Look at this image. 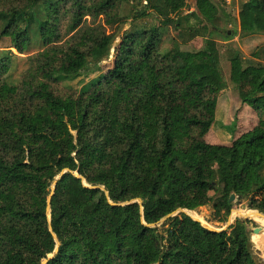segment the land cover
I'll return each mask as SVG.
<instances>
[{
	"label": "trees",
	"instance_id": "16d2710c",
	"mask_svg": "<svg viewBox=\"0 0 264 264\" xmlns=\"http://www.w3.org/2000/svg\"><path fill=\"white\" fill-rule=\"evenodd\" d=\"M125 1L0 0V42L25 54L34 35L43 47L18 84L11 51H0V264L49 255L46 264H260L248 220L211 231L179 212L160 223L209 202L228 216L231 195L264 215V119L229 146L205 141L225 88L213 40L162 51L160 27L150 26L122 36L102 72L116 35L99 18ZM160 2L126 18L169 19L186 6ZM195 11L208 25L218 15L210 0ZM238 21L240 36L264 35V0L245 2ZM96 72L78 92L57 93L61 81ZM229 80L241 103L264 113V64L244 67L236 56Z\"/></svg>",
	"mask_w": 264,
	"mask_h": 264
},
{
	"label": "rangeland",
	"instance_id": "374dc122",
	"mask_svg": "<svg viewBox=\"0 0 264 264\" xmlns=\"http://www.w3.org/2000/svg\"><path fill=\"white\" fill-rule=\"evenodd\" d=\"M146 1L156 4L161 3V0H127L121 2L116 8L114 15L99 18V21L105 26L106 30L114 32L116 35L115 46L110 51L109 59L101 63V71L105 73L111 69L113 60L117 56V46L121 42L122 36L137 30L149 28L150 26L160 27V46L162 51L169 50L173 45L177 44L182 51L197 52L205 49L207 40H213L219 56L218 73L225 82V88L218 95L215 120L204 139L211 145L229 146L233 140L251 130L260 119H264V113H257L250 106L241 103L237 90L229 80L230 62L236 56L241 59L244 67L264 64L263 55L258 57L254 55L259 48L264 46V35H239L238 14L242 5L248 0H210L218 9L217 18L212 25L206 24L192 14L196 13V0H186L184 9L169 19L156 20L152 13L133 21L126 18L128 11L132 7L140 8ZM41 16H44V14H41ZM173 19L179 23L177 27L172 24ZM62 24L64 25L65 22L63 21ZM226 33L233 36L225 39ZM9 45V39L4 38L0 42V51H11L13 58L10 81L18 84L22 74L29 66V57L41 52L43 47L34 35L31 38L30 47L25 54H19L14 49H9ZM98 76L99 73L96 72L81 76L75 80L61 81L56 86V91L59 94L76 93L83 85H87ZM210 196L212 199H215L213 192H210ZM230 203L232 204V209L228 216L223 211L217 213L212 206V202L194 211L183 209L176 211L173 215L184 212L191 218L199 221L204 227L217 231L226 230L237 219L248 220L247 229L253 253L260 264H264V247L261 248L254 242L255 236L260 237L264 241V227L248 216L249 212H251L249 210L253 209L248 207L247 201L234 197ZM238 215L246 216L249 219ZM197 216L200 219H196ZM168 218L161 220L160 223L162 224ZM258 227L262 231L255 234L254 229Z\"/></svg>",
	"mask_w": 264,
	"mask_h": 264
},
{
	"label": "water",
	"instance_id": "95a60500",
	"mask_svg": "<svg viewBox=\"0 0 264 264\" xmlns=\"http://www.w3.org/2000/svg\"><path fill=\"white\" fill-rule=\"evenodd\" d=\"M66 171H63L58 177H56V179H55V181L53 182V184H52V187H51V192H50V195H49V197H48V199H47V215L49 216V212H50V209H49V203H50V197L53 195V190H54V187H55V185H56V182L61 178V176L65 173ZM75 176L76 177H78V175L77 174H75ZM83 184H84V186H87L86 184H85V182H84V180H83ZM92 188H97V187H92ZM102 190H103V188H101ZM233 198H234V195H231L230 196V199H229V202H231L232 200H233ZM133 202H135V201H133ZM138 202H140V200H138ZM179 210H182V209H179ZM179 210H177V211H179ZM176 213V212H175ZM258 213V212H257ZM174 214V213H173ZM172 214V216H174ZM260 216H262V217H264V215L263 214H261V213H258ZM171 215H167L164 219H166V218H168V217H170ZM193 219V218H192ZM163 220V219H162ZM193 220H195V219H193ZM195 221H197V220H195ZM197 222H199V221H197ZM200 223V222H199ZM201 224V223H200ZM202 225V224H201ZM152 226H154V225H152ZM203 226V225H202ZM204 227V226H203ZM204 228H206V227H204ZM206 229H208V228H206ZM49 230L51 231V229L49 228ZM208 230H211V229H208ZM211 231H217V230H211ZM262 231V229L261 228H255L254 229V233L255 234H257V233H260ZM52 235H53V237L55 238V235L52 233ZM56 239V238H55ZM57 251V248L55 249V252ZM52 256L53 255H51L50 257H48L46 260H44L41 264H46L47 263V261L49 260V259H51L52 258Z\"/></svg>",
	"mask_w": 264,
	"mask_h": 264
},
{
	"label": "bare ground",
	"instance_id": "6f19581e",
	"mask_svg": "<svg viewBox=\"0 0 264 264\" xmlns=\"http://www.w3.org/2000/svg\"><path fill=\"white\" fill-rule=\"evenodd\" d=\"M248 216L252 217L254 221H256L260 226L264 227V217L260 216L257 211L252 210V212H249ZM196 219H200L198 216ZM202 220V219H201ZM263 243V242H262ZM261 243V244H262ZM263 248L262 246H259Z\"/></svg>",
	"mask_w": 264,
	"mask_h": 264
}]
</instances>
